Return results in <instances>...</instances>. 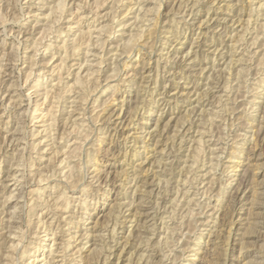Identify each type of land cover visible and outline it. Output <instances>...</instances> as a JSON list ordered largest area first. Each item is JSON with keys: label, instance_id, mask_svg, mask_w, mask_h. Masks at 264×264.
Returning a JSON list of instances; mask_svg holds the SVG:
<instances>
[{"label": "rangeland", "instance_id": "rangeland-1", "mask_svg": "<svg viewBox=\"0 0 264 264\" xmlns=\"http://www.w3.org/2000/svg\"><path fill=\"white\" fill-rule=\"evenodd\" d=\"M263 12L0 0V264H264Z\"/></svg>", "mask_w": 264, "mask_h": 264}, {"label": "bare ground", "instance_id": "bare-ground-1", "mask_svg": "<svg viewBox=\"0 0 264 264\" xmlns=\"http://www.w3.org/2000/svg\"><path fill=\"white\" fill-rule=\"evenodd\" d=\"M59 2H60V1H59ZM59 4H60L61 7H63L64 2H63V5H62V2H60ZM65 5H66V4H65ZM60 6H59V7H60ZM185 6H186V5H185ZM194 6H195V5H194ZM79 7H80V6H79ZM52 8H53V7H52ZM61 9H62V8H61ZM64 9H65V8H64ZM253 10H254V9H253ZM253 10H252V11H253ZM62 14H63V13H62ZM178 14H179V13H178ZM263 14H264V12H263ZM187 15H188V14H187ZM260 15H261V14H260ZM249 17H250V16H249ZM250 18H251V17H250ZM135 19H136V18H135ZM141 19H142V18H141ZM144 22H145V21H144ZM201 22H202V21H201ZM258 22H259V21H258ZM248 24H249V23H248ZM135 27H136V25H135ZM256 27H257V26H256ZM257 28H258V27H257ZM142 29H144V28H142ZM11 31H12V30H11ZM11 31H10V33H11ZM14 32H15V31H14ZM20 32H21V31H20ZM253 33H254V32H253ZM20 34H21V33H20ZM132 35H133V34H132ZM136 35H137V34H136ZM255 36H256V35H255ZM244 37H245V36H244ZM135 38H136V37H135ZM246 38H247V37H246ZM255 38H256V37H255ZM255 38H254V39H255ZM130 39H131V38H130ZM64 40H65V39H64ZM131 40H132V39H131ZM127 42H129V41H127ZM129 43H130V42H129ZM134 43H135V42H134ZM104 44H105V43H104ZM98 45H99V44H98ZM128 45H129V44H128ZM133 46H134V45H133ZM121 47H122V46H121ZM73 48H75V47H73ZM76 49H77V48H76ZM76 51H77V50H76ZM130 51H131V50H130ZM246 51H247V50H246ZM247 52H248V51H247ZM76 53H77V52H76ZM229 54H230V53H229ZM174 55H175V54H174ZM121 56H122V54H121ZM185 59H186V58H185ZM85 61H86V60H85ZM238 61H239V60H238ZM157 66H158V65H157ZM19 70H20V69H19ZM68 72H69V71H68ZM87 73H88V72H87ZM89 73H92V72H89ZM77 74H78V76H80L79 72H78ZM85 75H86V74H85ZM89 76H90V75H89ZM87 77H88V76H87ZM113 77H114V76H113ZM76 78H77V77H76ZM82 78H83V77H82ZM106 78H107V77H106ZM60 79H61V78H60ZM77 79H78V78H77ZM79 80H80V79H79ZM60 81H61V80H60ZM156 81H157V79H156ZM37 82H38V81H37ZM35 83H36V82H35ZM156 83H157V82H156ZM36 84H37V83H36ZM38 84H39V83H38ZM33 86H34V85H33ZM217 86H218V85H217ZM7 92H8V91H7ZM47 92H48V91H47ZM43 94H44V93H43ZM28 95H29V94H28ZM41 95H42V94H41ZM151 95H152V94H151ZM11 98H12V97H11ZM29 99H30V98H29ZM58 101H59V100H58ZM28 105H29V104H28ZM80 105H81V104H80ZM33 110H34V109H33ZM35 110H36V109H35ZM78 110H79V109H78ZM200 110H201V109H200ZM72 112H73V111H72ZM75 112H76V111H75ZM92 112H93V111H92ZM84 113H85V112H84ZM69 115H70V114H69ZM90 116H91V115H90ZM98 116H99V115H98ZM109 116H110V115H109ZM109 118H110V117H109ZM67 119H68V118H67ZM96 119H97V118H96ZM254 119H255V118H254ZM252 120H253V119H252ZM66 121H67V120H66ZM205 121H206V120H205ZM82 123H83V122H81V126H82ZM84 123H85V122H84ZM202 123H203V122H202ZM204 124H205V123H204ZM86 125H87V124H86ZM86 125H85V126H86ZM81 126H80V127H81ZM73 127H74V126H73ZM55 130H56V129H55ZM89 130H90V129H89ZM99 130H100V129H99ZM102 130H103V129H102ZM102 130H101V131H102ZM261 130H262V129H261ZM72 131H73V130H72ZM79 131H81V130H79ZM9 132H10V131H9ZM61 132H63V131H61ZM88 136H89V135H88ZM3 137H5V136H3ZM89 137H90V136H89ZM244 137H245V136H244ZM252 138H253V137H252ZM18 139H19V138H18ZM22 139H23V138H22ZM85 139H86V138H85ZM99 139H100V138H99ZM261 139H262V138H261ZM145 140H146V139H145ZM100 141H101V140H100ZM79 142H81V141H79ZM242 143H243V141H242ZM67 145H68V144H67ZM84 147H85V146H84ZM235 148H236V147H235ZM66 149H67V148H66ZM71 149H72V148H71ZM73 150H74V149H73ZM77 150H78V148H77ZM77 150H76V151H77ZM64 151H65V150H64ZM80 151H82V150H80ZM234 151H235V150H234ZM239 151H240V150H239ZM246 151H247V150H246ZM231 152H232V151H231ZM68 153H69V152H68ZM73 153H74V151H73ZM76 153H78V152H76ZM80 153H81V152H80ZM241 153H243V149H241ZM233 154H234V153H233ZM235 154H237V153H235ZM249 154H251V153H249ZM70 155H71V154H70ZM241 155H242V154H241ZM241 155H239V157H240ZM65 156H66V154H65ZM75 156H77V154H75ZM75 156H74V157H75ZM229 156H230V155H229ZM232 156H233V155H232ZM63 157H64V156H63ZM78 157H79V156H78ZM239 157H238V158H239ZM254 157H255V156H254ZM66 158H67V157H66ZM66 158H65V159H66ZM63 159H64V158H63ZM63 159H62V160H63ZM62 160H61V161H62ZM66 160H67V159H66ZM227 160H228V159H227ZM63 161H64V160H63ZM63 161H62V162H63ZM66 163H68V162H66ZM18 165H19V164H18ZM140 165H141V164H140ZM67 166H68V168H69V165H67ZM231 166L233 167V169H235V168L237 167V165H231ZM59 168H60V167H59ZM66 168H67V167H66ZM68 168H67V169H68ZM85 168H86V167H85ZM135 168H136V167H135ZM72 169H73V168H72ZM61 170H62V169H61ZM61 170H60V171H61ZM69 170H70V169H69ZM139 170H140V169H139ZM63 171H64V170H62V173H63ZM17 172H18V171H17ZM67 172H68V171H67ZM69 172H70V171H69ZM5 173H6V174H5L6 177L10 176L11 178H15V175H16V174H15V172L12 170V168H8L7 171H6ZM20 173H21V172H20ZM60 173H61V172H60ZM62 173H61V174H62ZM64 173H65V172H64ZM64 173H63V174H64ZM87 174H88V173H87ZM135 174H136V172H135ZM59 175H60V174H59ZM68 175H70V173L67 174V177H66V178H68ZM133 175H134V174H133ZM50 176H51V175H49L48 177H50ZM63 176H64V175H63ZM85 176H86V175H85ZM135 176H136V175H135ZM6 177H5V179H6ZM10 177H9V179H10ZM64 177H65V176H64ZM22 178H23V177H22ZM62 178H63V177H62ZM66 178H65V179H66ZM69 178H70V177H69ZM69 178H68V179H69ZM98 178H99V177L96 178L97 181H98ZM133 178H134V177H133ZM235 178H236V177H235ZM235 178H234V180H235ZM17 179H18V178H17ZM70 179H71V178H70ZM134 179H135V178H134ZM1 180H2V179H1ZM37 180H38V179H37ZM43 180H46V179H41V180L39 179V181H43ZM47 180H48V178H47ZM59 180H60V179H59ZM99 180H100V179H99ZM60 181H61V180H60ZM65 181L67 182L68 180H65ZM65 181H64V182H65ZM78 181H79V180H78ZM92 181H93V180H92ZM166 181H167V180H166ZM166 181H165V182H166ZM231 182H232V181H231ZM67 183H68V182H67ZM67 183H66V184H67ZM256 183H257V182H256ZM100 184H101V183H100ZM167 184H168V183H167ZM59 185H60L59 183H56V186H59ZM85 185H86V184H85ZM87 185H88V184H87ZM87 185H86V186H87ZM88 186H89V185H88ZM240 186H241V185H240ZM4 187L7 188L6 186H4ZM136 187H137V186H136ZM139 187H140V186H139ZM139 187H138V188H139ZM241 187H242V186H241ZM253 187H254V186H253ZM5 188H4V189H5ZM68 188H69V187H68L67 185L62 187V189H63V191H62L63 194L66 193V191H67ZM37 189H39V191H41L40 188H37ZM72 189H73V188H72ZM133 189H134V188H133ZM237 189L240 190L241 188L238 187ZM2 190H3V189H2ZM177 190H178V189H177ZM37 191H38V190H37ZM85 191H86V190H85ZM258 191H259V190H258ZM62 192H61V194H60L61 197H62ZM135 192H136V191H135ZM236 192H237V190H236ZM254 193H255V192H253V194H254ZM10 194H11V193H10ZM175 194H176V193H175ZM258 194H260V193H258ZM258 194H257V195H258ZM261 194H262V193H261ZM13 195H14V194H11V196H13ZM37 195H38V194H37ZM60 195H59V196H60ZM257 195H255V196H257ZM21 196H22V195H21ZM59 196H58L57 200L59 199ZM61 197H60V198H61ZM66 197H68V196H66ZM17 198H18V196H17ZM49 198H50V197H49ZM64 198H65V195H64ZM68 198H69V197H68ZM253 198H254V197H253ZM8 199H9V198H8ZM10 199H11V198H10ZM55 199H56V198H55ZM71 199H72V198H71ZM92 199H93V198H92ZM147 199H148V198H147ZM188 199H189V198H188ZM257 199H258V198H257ZM257 199H256V201H257ZM69 200H70V199H69ZM141 200H142V199H141ZM179 200H180V199H179ZM44 201H45V200H43V201H41V202H44ZM65 201H67V199H65ZM135 201H136V200H135ZM233 201H234V200H233ZM68 202H69V201H68ZM83 202H84V201H83ZM86 202H87V201H86ZM132 202H133V201H132ZM132 202L129 201V202L127 203V205L132 206ZM176 202H177V201H176ZM251 202H252V201H251ZM251 202H250V203H251ZM254 202H255V201H254ZM84 203H85V202H84ZM84 203H83V205H84ZM87 203H88V202H87ZM120 203H121V202H120ZM195 203H196V202H195ZM258 203H259V201H258ZM79 204H80V203H79ZM79 204H78V205H79ZM81 204H82V203H81ZM117 204H118V203H117ZM23 205H24V204H23ZM67 205H68V203H67ZM89 205H90V204H89ZM121 205L123 206L124 204L122 203ZM127 205H126V206H127ZM142 205H143V204H142ZM255 205H257V204H255ZM255 205H254V206H255ZM261 205H264V204H261ZM28 206H29V204H28ZM35 206H36V205H35ZM35 206H31V207L29 208V210L35 209ZM87 206H88V204H86V207H87ZM129 206H128V207H129ZM249 206H250V205H249ZM254 206H253V207H254ZM57 207H58V206H57ZM82 207H84V206H82ZM86 207H85V208H86ZM250 207H251V206H250ZM124 208H125V207H123V209H124ZM56 209H57V208H56ZM82 209H84V208H82ZM93 209L95 210L96 208L94 207ZM190 209H191V208H190ZM51 210H52V209H51ZM140 210H141V209H140ZM165 210H166V209H165ZM251 210H253V209H251ZM69 211H70V210H69ZM118 211H119V210H118ZM122 211H123V210H122ZM122 211H120L119 214H120V213L123 214ZM254 211H255V210H254ZM75 212H76V211H75ZM136 212H137L138 214H133V217H134V215H135V217L138 216V218H139V215H140L139 213H141V212L139 211V209H137ZM117 213H118V212H117ZM154 213H155V212H154ZM217 213H218V212H217ZM262 213H263V212H262ZM256 214H257V212H256ZM123 215H124V214H123ZM136 215H137V216H136ZM141 215H142V214H141ZM151 215H152V214H151ZM151 215H150V216H151ZM216 215H217V214H216ZM258 215H259V214H258ZM118 216H119V215H118ZM118 216H117V217H118ZM144 216H145V217H149V213L147 212ZM89 218H90V217H89ZM113 218H114V217H113ZM115 218H116V216H115ZM152 218H153V217H152ZM237 218H238V217H237ZM240 218H241V217H240ZM64 219H65V217H64ZM109 219H110V218H109ZM117 219H118V218H117ZM122 219H123V218H122ZM66 220H67V219H66ZM126 220H127V219H126ZM153 220H154V219H153ZM249 220H250V219H249ZM121 221H122V220H121ZM121 221H120V222H121ZM44 222H45V221H44ZM70 222H73V220H72V221H69V223H70ZM95 222L98 223V221H95ZM109 222H110V221H109ZM253 222H254V221H253ZM255 222H256V221H255ZM257 222H258V221H257ZM257 222H256V224H257ZM215 223H216V222H215ZM95 224H96V223H95ZM210 224H211V223H210ZM263 224H264V223H263ZM7 225H8V224H7ZM118 226H121V224L119 223V220H117L116 222H114V224H113V228H112L111 230L108 229V230H109V232H108V234H109V235H108V238H109L108 241H107V238H106V241L108 242V243H107L108 246L106 245V246H107V247H106V248H107V249H106L107 254L104 255V256H105V260H104V261H105V262L107 261L108 263H109V261L112 259V258H111L112 255H115V254H116L117 248H118L119 244L121 243V242L118 240V238L116 237V236H117V229H118ZM251 227H252V226H251ZM5 229H6V228H5ZM168 229H169V228H168ZM68 230H69V229H68ZM149 230H150V229H149ZM131 231H132V230H131ZM60 232H61V231H60ZM165 232H166V231H165ZM175 232H176V231H175ZM51 233H52L53 235L56 234V232H51ZM130 233H131V232H130ZM10 234H11V233H10ZM76 234H78V233L76 232L75 235H72V236H71V238H72V237H75ZM209 234H210V233H209ZM47 235H48V234H47ZM88 235H90V234H88ZM100 235H101V234H100ZM243 235H244V234H243ZM15 236H16V235H15ZM80 236H81V235H80ZM84 236H85V234H84ZM96 236H97V235H96ZM96 236L94 235L93 238H95ZM106 236H107V235H106ZM142 236H143V235H142ZM259 236H260V235H259ZM19 237H20V235H19ZM85 237H86V236H85ZM0 238H1V237H0ZM10 238H11V237H10ZM101 238H102V237H101ZM103 238H105V237H103ZM103 238H102V239H103ZM243 238H245V237L243 236ZM15 239H16V238H12V240H15ZM18 239H19V240H18V242L16 243L17 245H19L18 243H20V242L22 241L21 238H18ZM146 239H147V238H146ZM201 239H202V238H201ZM54 240L56 241V238H55ZM147 240H148V239H147ZM216 240H217V239H216ZM2 241H3V240H2ZM95 241H96V239H95ZM3 243H4V242H3ZM96 243H98V242L96 241ZM127 243H128V242H127ZM129 243H130L129 246H131V247H133L134 244H135V242H132V241H129ZM16 244L14 245V243H12V244H10L11 247L9 246V247H7L6 249H11L12 246L15 247ZM79 244H80V243H79ZM104 244H106V242H104ZM81 245H82V244H81ZM136 245H137V244H136ZM61 246H62V245H61ZM69 246H70V242H69V243H65V244L63 245V247H61V248H63V250L61 249V252H64V253H63V257H62V259H65V258H66V254H65V252L67 251V249L69 248ZM1 247H2V246H1ZM14 247H13V248H14ZM206 247H207V246H206ZM59 248H60V247H58L57 249H59ZM98 248H99V247H98ZM1 249H2V248H1ZM3 249H5V246H4ZM79 249H84V246H81V248H78V250H79ZM93 249H96V248H93ZM12 250H13V249H12ZM25 250H26V249H25ZM55 251H60V249H59V250H54L53 247H52L50 252H51L52 254H54ZM0 252H1V251H0ZM2 252H3V251H2ZM53 252H54V253H53ZM3 253H4V252H3ZM24 253H25V252L23 251L22 256L24 255ZM12 254H13V253H12ZM52 254H51V255H52ZM139 254H140V253H139ZM143 254H144V253H143ZM0 255H1V254H0ZM57 255H58V254H57ZM131 255H132V254H131ZM1 256H2V255H1ZM5 256H6V255H5ZM5 256H4V257H5ZM18 256H19V255H18ZM54 256H55V254H54ZM7 257H8V256H7ZM12 257H13V256H12ZM14 257H15V256H14ZM20 257H21V256H20ZM52 257H53V255H52ZM4 259H5V258H4ZM13 259H14V258H13ZM35 259H36V258H35ZM50 259H51V258H50ZM52 259H54V258H52ZM62 259H61V260H62ZM71 259H73V258H71ZM43 260H44V259H43ZM73 260H74V259H73ZM73 260H72V261H73ZM79 260H80V259H79ZM63 261H65V260H63ZM74 261H75V260H74ZM66 262H67V261H66ZM79 262H80V261H79ZM110 262H111V261H110ZM50 263H51V261L48 262V264H50ZM52 263H53V262H52ZM155 263H156V262H155ZM258 263H259V262H258Z\"/></svg>", "mask_w": 264, "mask_h": 264}]
</instances>
